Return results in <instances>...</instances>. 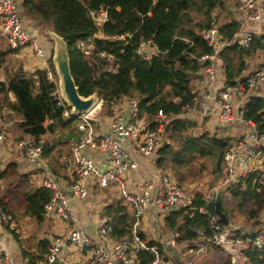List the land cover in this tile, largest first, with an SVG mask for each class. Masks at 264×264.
<instances>
[{
	"label": "trees",
	"instance_id": "1",
	"mask_svg": "<svg viewBox=\"0 0 264 264\" xmlns=\"http://www.w3.org/2000/svg\"><path fill=\"white\" fill-rule=\"evenodd\" d=\"M18 2L24 19H30L42 30L51 31L63 41L69 72L81 97L97 95L104 101L108 111L114 104L133 98L137 101L139 116L149 129H156L162 124L161 141L151 158L157 167L171 175L178 186L185 187L186 183L210 171L211 180L206 187L192 191V213L177 210L166 217L165 225L175 234L178 243L195 239L197 231L211 234V215L215 216L220 229L225 227L215 212L214 198H208L212 196L211 193L207 195L211 190L212 193L216 192L220 210L229 223L230 217L223 207L226 194L237 200V208L249 219L259 214L264 206L263 164L256 163L235 184L220 186V182L225 176V152L252 125L258 130L264 151V85L255 94L247 87L241 91L245 98L234 108V114H242L243 122L223 119L214 102L210 103V109L204 116H183L184 105L190 104L197 91L207 86V77L202 74L205 63L199 59L201 55L209 53L211 48L203 39L202 32L211 22H215L223 39L231 41L234 33L241 28L239 20L232 15L238 0L229 10L228 19L219 23L216 11L222 8L225 0ZM101 9L106 11L107 18L102 25H97L91 11L98 12ZM117 35H123V38H116ZM147 40L152 42L156 50L145 58L139 52V44ZM80 42L91 44L90 53L83 51ZM262 50L264 35L253 37L245 48L237 42H229L222 54L224 69L217 73L210 84L213 86L212 92L218 94L222 89L242 83L247 72L253 71L249 59ZM13 52H18V49H11L8 45L7 49L0 52V64L6 70L8 67L5 62ZM46 63L47 67L36 68L31 72H23L20 64L14 63V67L18 68L4 81H0V109L6 107L14 115L10 128L17 134L15 141L28 137L34 144H40L42 159L49 172L57 178L61 170L68 168L73 156V142L79 140L82 133L77 128L75 117L64 116V111L71 106L59 94V79L52 52L46 57ZM48 72L51 73L50 78ZM159 111L163 114L162 118L157 117ZM2 117L7 120V116ZM230 126H235V132L225 133V128ZM20 152L27 165L37 167L35 163H27L25 152ZM40 169L42 178L43 171ZM6 174L7 170L1 168L0 188ZM40 184L41 181L39 185L28 182L20 190L24 203L21 214L38 222L44 218V205L50 197L49 191ZM201 207L208 212H200ZM0 208L14 214L1 197ZM103 213L111 217L114 223L111 238H122L129 233L133 216L125 204L112 202L103 209ZM233 235L241 236L237 230ZM140 236L143 237V234L140 233ZM148 244L155 245L164 255L162 244L156 241ZM49 246L48 239H40L35 256L28 254L25 249H22V254L35 264L43 261ZM243 252L251 264H264V248L250 246ZM138 256L141 264L153 258L149 251H140ZM221 264L232 263L226 259Z\"/></svg>",
	"mask_w": 264,
	"mask_h": 264
},
{
	"label": "built area",
	"instance_id": "2",
	"mask_svg": "<svg viewBox=\"0 0 264 264\" xmlns=\"http://www.w3.org/2000/svg\"><path fill=\"white\" fill-rule=\"evenodd\" d=\"M236 10L242 14L244 23L234 33L231 41L223 39L215 22H211L203 30L202 37L211 51L201 55L199 60L205 63L202 74L207 77L209 87L208 91H197L193 101L184 105L183 116H204L210 109V103L214 102L219 107L220 116L223 119H237L243 122L242 114H234V94H242L241 91L245 87L253 92L256 91L254 89L263 87L264 66L250 72L245 80L236 86L222 89L218 94L209 91L210 84L215 80L217 73L224 69L222 54L229 42H237L239 46L245 48L253 37L264 35V0H238ZM22 14L18 0H0V36L7 42L9 48L19 50L29 47L35 57L43 58L44 50L25 27ZM91 15L97 25H102L107 18L106 11L103 9L98 12L91 11ZM115 37L123 38V35ZM80 46L86 54L92 49L90 43L85 46L84 42H80ZM154 50L156 47L149 40L139 44V52L145 58H148L149 53H153ZM48 77H51L50 72ZM102 102L103 100L99 98L98 103ZM96 105L97 101L80 112L70 105L71 109L64 111V116L76 117L77 128L83 133L82 140L73 149V179L69 188L72 196L84 199L88 196L90 185L96 183L100 187H108L111 183H116L120 191V199L130 208L133 216V225L129 233L122 238H111L114 223L106 214L100 216L96 233L100 239L105 238L110 241L107 243L105 240L103 243L90 237L80 225L77 212L71 205L70 197L65 189L61 187L58 179L45 169L41 145L34 144L28 137L15 141L16 147L25 152L27 163L40 164L44 170L40 185L50 194L44 205L45 215L65 222L68 225L66 239L79 250L87 251L86 259L72 264H141L138 256L140 251H149L153 254V258L146 264H190L184 261L183 256L186 253L181 254L176 251L174 233L167 237L171 249L165 251L169 254L165 256L155 245L148 244V241L140 236L139 228L149 209H157L163 213L166 210H183L192 213V190L178 186L171 175L162 169L157 171L153 178L142 179L136 184L132 183L131 186L126 179V174L136 169L138 165L137 159L132 155L133 152L146 157L154 154L161 141L162 124L160 123L156 129H149L148 124L139 116L137 101L130 98L124 103L118 102L112 106L107 132L97 134L95 122L98 119L94 116ZM157 117H163L161 111L158 112ZM9 135L6 124L0 116V144ZM85 146L104 154L102 164H98L93 157L80 152ZM261 146L262 139L259 138L258 130L253 125L245 135L232 142L224 154L225 176L220 186L237 183L252 168L253 160L255 164L264 165V151ZM1 166L0 159V169ZM133 185L136 188H132ZM213 193L212 196H208L209 199L213 197ZM199 211L208 212L203 207ZM13 220L10 213L0 208V264H11L10 254L2 241L1 230L4 224L14 228ZM209 224L211 234L197 231V237L193 239L196 242L194 250L196 255L203 254L207 249L215 246H232L240 251L250 246L264 248V219L248 226L247 230H243L241 226H225L220 229L215 216L212 215ZM236 230L241 236L233 235ZM61 244L59 237L54 238L43 264H66L65 260L59 256ZM21 264L31 263L23 260Z\"/></svg>",
	"mask_w": 264,
	"mask_h": 264
},
{
	"label": "crops",
	"instance_id": "3",
	"mask_svg": "<svg viewBox=\"0 0 264 264\" xmlns=\"http://www.w3.org/2000/svg\"><path fill=\"white\" fill-rule=\"evenodd\" d=\"M232 15L235 19L237 18L241 24L244 23L243 16L239 11L236 10L232 12ZM23 22L25 27L33 35L36 42L43 48L44 57L43 58L35 57L29 47L19 49L18 52H13L12 54H9V60H6L5 62V65H7L8 69L6 70L4 65L0 64V81H4L7 78V76L13 74L14 71L18 68L17 66L14 67V63L18 65L20 64L19 66L22 67L23 72H31L36 68L47 67L46 57L48 58L52 52V60L59 79L58 81L59 94L67 101V96L64 91L63 72L65 68H68V57L65 51V45L63 41L61 40L60 37H58L51 31L42 30L38 24H36L35 22L31 21L28 18H25ZM5 49H7L6 41L4 40V38L0 36V52L4 51ZM249 73L250 72H247V75ZM208 87L209 86H204L203 88L201 87L199 90L208 91ZM212 88L213 86L210 85L209 91L212 92L213 90ZM252 93L255 94L257 92L254 91ZM10 96L11 99H13L12 95ZM244 98H245L244 94H239L236 97L234 96L233 97L234 108H236L240 100H243ZM124 101L121 102L124 103ZM0 116L1 117L7 116L6 121L4 120L3 117L2 120L6 123L7 130L10 133V135L0 144L1 162L2 160L3 161L8 160L7 164H9L8 165L9 170H7V174L4 179L16 173L19 172L21 173L22 171L24 173L23 178H25V183L23 184L22 188L28 182L39 185V182L41 181V169L39 170L40 164H35V166L37 167L27 165L22 153L15 145V137H17V134L10 128V125L14 120V115L11 112H9L6 109V107H3L0 109ZM99 117H98V121L95 122V132L97 134L106 133L107 124L109 123L111 116L110 115L107 116L108 123L104 122V118H106L104 114H101L102 120H100ZM230 132L231 133L235 132V126H230L229 128H225V133H230ZM82 136L83 133L82 135H80L79 140H75L73 142L72 149H74V147L82 140ZM80 152L84 155L93 157L98 164H102L104 154L101 151L96 150V152H94L93 149L89 148L88 146H85L81 148ZM132 155L137 159L138 165L136 169L126 174V179L127 182L129 183V186H131L132 183L135 184L138 183L142 179H146L149 177L153 178L154 174H156V171L152 166V162L150 161L152 159L151 157H146L136 152H133ZM43 161L46 165V168L49 171V168L44 159ZM63 161H64V157L62 159V162ZM73 169H74L73 159H71L70 162H68V168L61 170L59 176L56 177L61 187L65 189V192L70 197L71 205L77 212L79 223L83 227L85 232L94 240L103 243H105L106 240V242L108 243L110 240H107L105 238H103L102 240L97 235L96 233L97 224L99 223L100 216L104 214L103 209L107 205L118 200L117 199L113 200L112 198H109L106 194L101 193L100 195V192L99 191L96 192V191L101 187L95 186V184L89 186V190H88L89 193L86 198L81 199L72 196L69 185L73 179ZM42 171H43L42 173L43 176L44 170L42 169ZM4 179H2L1 181H3ZM108 187H109L108 190H110L113 193H116L115 186L109 185ZM132 188H136V186L133 185ZM120 202L124 204L122 200ZM19 207L21 208H13V206L8 204V209L9 210L12 209L14 212V214H12L14 219L12 225L14 226V228L10 226L8 227L6 224H4L1 230L2 241L10 254L11 264H21L23 260H28L31 263L28 257L23 256L22 249H25L28 254L35 256L38 240L44 238L48 239L51 245L54 238L57 237H59L62 241L61 253L59 256L61 259L65 260L66 264L68 263L72 264L75 261L86 259L87 251L85 249L79 250L78 247H75L66 239L68 225L65 222L60 221L59 219L53 217H47L46 215H44L42 221L38 222L32 217L24 216L21 214L24 209L23 201L21 202V205ZM127 208L131 214L130 208L128 206ZM159 214L160 212L157 209H149L147 214H145V216L143 217L139 231L140 233L143 234V238L146 241L148 242L156 241L157 243L162 244L164 247V251H166L170 248V244L168 242V238H167L168 236H164V233L161 231ZM30 226H33V228L31 229ZM228 226H234L232 224V221H230ZM14 235L16 236V238L14 237ZM175 247H176L175 248L176 251L179 252L180 250H183L180 249L179 247L184 248L186 252H183L181 254H185V253L186 254L183 257L191 254L192 256L190 258V261H199L197 264H202L201 260L204 259L206 254L213 251L214 248L216 249V251L222 254V256L217 257V262L215 264H221L226 259H230L232 264H251L248 261L247 257L244 255V252L242 250L241 251L235 250V248H232V246H227V247L215 246L207 249L203 254H199V255H196L194 253V250L196 249V242L194 243L193 240L178 243V245H176ZM46 255L47 254H45V256L43 257V261L42 260L37 261L35 264H43Z\"/></svg>",
	"mask_w": 264,
	"mask_h": 264
},
{
	"label": "rangeland",
	"instance_id": "4",
	"mask_svg": "<svg viewBox=\"0 0 264 264\" xmlns=\"http://www.w3.org/2000/svg\"><path fill=\"white\" fill-rule=\"evenodd\" d=\"M225 1L226 2L223 3L222 8H218L217 11H216L219 14V20H217V23H219L220 21H226L228 19V16H229L228 12H230L229 10L231 9V7H233V4L235 2V0H225ZM88 43L89 42H84L85 46H87ZM249 63H250L249 64L250 68L253 71L258 69V68H260V67H262V66H264V50L256 52L255 56L253 58L251 57L249 59ZM261 87L257 88V89H254V90H258L259 91V90H261ZM237 95H239V94H234L235 97ZM87 98H91V100H92L91 101V105H93L97 101V105L95 107L96 110L94 111V116L96 117V119H98L99 114H100L99 119L102 120L101 114H104L105 117H106V118H104V122L108 123L107 116L108 115L111 116L113 107L109 108V111H108L107 110L108 107L105 106L104 101L102 103H98V99L100 97H98L95 94L86 97V99ZM67 101H68V99H67ZM74 120H76V119H74ZM93 151L96 152V150H93ZM150 161L152 162V166L154 167L156 172L161 169V168L157 167L154 164L152 159ZM7 162H8V160H5V161L2 160V162H1L2 166L1 167L6 169V170H9ZM253 166H255V160H253L252 167ZM23 174L24 173L21 171V173L19 172V173H16L14 175H11L10 177L8 176V178H6L3 181H1L2 187L0 188V197L3 199L4 202H6V199H7L8 204L13 206V208H21L19 206L21 205L22 200L20 198V194L19 193H20V189L22 188L23 184L25 183V178H23ZM209 174H210V171L209 172L206 171V173L204 175L200 176L199 178H197V180H193V181H191V183L190 182L186 183L184 188H186L187 190H192V191L195 190V189H204L206 187L207 182H209L211 180V179H209L210 178ZM211 176H213V175L211 174ZM93 181H94V179H93ZM111 185L115 186L116 193H113L110 190H108L109 187H101L96 192L99 191L100 195H101V193L102 194H106L109 198H112L113 200L117 199L118 201H121L122 199H119L120 198V191H119V188H118L117 184L116 183H111L110 186ZM95 186L99 187V185L96 184V183H95ZM216 186H217V184L213 186V189L216 188ZM210 193L212 194V190L207 195H210ZM226 195L227 196H225L224 199H223V207L228 212V215L230 217V221H232V224L234 225V227L235 226H241V228L243 230H247L248 226L252 225L253 223H257L258 221L264 219V206H263V209L259 212V214L257 216H255L254 218L249 219L248 215L242 214L240 212V210L237 208V200L235 198H233L232 196L228 195V194H226ZM147 212H148V210L146 211L145 214H147ZM172 212H173V210H166L165 213L160 212V214H159V217H160L159 218V220H160V228H161V231L164 233V236H170V234L172 233L171 229L167 228L166 225H165L166 217L171 215ZM246 218H248L249 220L246 219ZM30 228L32 229L33 226H30ZM171 240H172V238L170 239V241ZM193 242L195 243V241H193ZM176 245H178L177 241H175V246ZM179 248L183 249V250H180L181 253L186 252V250L184 248H181V247H179ZM164 255L166 256V255H169V254L165 253ZM191 256L192 255L189 254L188 256L186 255L185 257H183L184 261L185 262L186 261H190ZM218 256H222V254L219 253L218 251H216V249L214 248L213 251H211V252H209L208 254L205 255L204 259L201 260V263L202 264H215L217 262V257ZM198 262L199 261H190L189 263L190 264H197Z\"/></svg>",
	"mask_w": 264,
	"mask_h": 264
},
{
	"label": "water",
	"instance_id": "5",
	"mask_svg": "<svg viewBox=\"0 0 264 264\" xmlns=\"http://www.w3.org/2000/svg\"><path fill=\"white\" fill-rule=\"evenodd\" d=\"M64 91L66 93L68 103L74 107L76 111H82L87 109L91 105V98H83L81 97L78 92L77 88L74 84V81L70 75L69 67L64 69ZM216 192L213 193L214 203H215V212L219 217V220L227 226L229 221L226 215L220 210V203L215 198Z\"/></svg>",
	"mask_w": 264,
	"mask_h": 264
}]
</instances>
